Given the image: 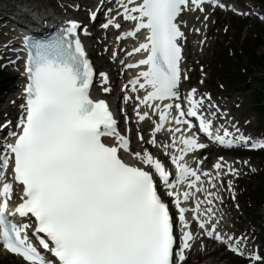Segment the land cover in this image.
Wrapping results in <instances>:
<instances>
[{"label":"snow or ice","instance_id":"snow-or-ice-1","mask_svg":"<svg viewBox=\"0 0 264 264\" xmlns=\"http://www.w3.org/2000/svg\"><path fill=\"white\" fill-rule=\"evenodd\" d=\"M206 3L228 7L221 0H121L118 4L116 15L133 26L116 39L144 34L143 41L127 53L143 55L126 65L139 71L124 86L125 91L143 90L135 97V115L138 121H152L151 136L138 132L135 149L108 101L91 95L97 73L78 34L81 23L70 19L49 37H23L28 51L23 115L15 129L0 137V246L25 264H184L196 237L207 236L247 255L251 262L264 260L257 253H245L239 241L246 237L217 230L212 205L220 196L208 191L205 181L216 188L221 177L240 172L223 157L213 164L214 173L200 167L203 161L195 153L207 144L192 131L194 120L199 122L196 132L226 147L264 148V140L249 144L248 137L232 136L227 129L221 135L202 113L205 94L198 99L193 87L181 96V81L188 78L181 69V41L186 39L181 24H187L182 13H205ZM90 16L95 19L96 12ZM110 26L122 27L115 16L102 25ZM98 75L107 85V73ZM102 91L110 93L111 88ZM153 115L158 119L152 120ZM125 118L131 119L127 113ZM165 125L172 143L160 147L170 155L174 173L143 146H157V133ZM3 128H8L7 122L0 124ZM170 147L176 151L169 153ZM189 153L195 167L185 162ZM227 185L231 191L232 180ZM200 192L205 193L203 200L196 195ZM202 204L207 207L202 209Z\"/></svg>","mask_w":264,"mask_h":264},{"label":"rangeland","instance_id":"rangeland-1","mask_svg":"<svg viewBox=\"0 0 264 264\" xmlns=\"http://www.w3.org/2000/svg\"><path fill=\"white\" fill-rule=\"evenodd\" d=\"M231 23V22H230ZM248 30L246 33L242 32L241 34H238V29H235V33L234 35L235 38L233 39V42H231L230 45H228V47H226L227 41L226 43L221 44L219 41H217V44L214 46L213 49V55H212V59L213 61L216 63H223V64H227L228 61H231V63H233L234 65L240 64L239 67H235L234 71L238 74V73H242L241 70L247 67V63H248V59L246 57V55H241L240 57H235L233 55L229 54V49H239L241 43H246L247 41H249V43L246 45V49L248 48V46L253 42L255 36H257V38L263 42L262 47L259 48V54L263 52L264 50V30L256 25H253L252 27L247 26ZM230 33L234 31L233 30H229ZM229 35V32H228ZM245 38V40L242 42V39ZM93 42V40H92ZM232 56V57H230ZM98 62L102 61L101 58L97 57L96 58ZM229 65V64H228ZM230 68L229 66H227V69ZM226 70V69H225ZM4 72L6 73L7 79L6 81L3 80L2 82H0V88H5L6 89V93L2 95H0V99H2L3 97L7 98L6 101H4V107L6 106L7 108H3V110L1 111V115L7 113L11 107L8 105V99H10V97H12L13 95H11L9 88L13 86V83L16 81H12V77L16 78L15 76V72H17V70L13 67H9L7 68V70L5 69ZM255 72V71H254ZM220 74H222V71H220ZM258 73H254L253 77H258ZM252 78L251 80H248L246 83H244V86L242 88V86L239 88L240 89V93L243 94L245 100H244V110L245 111H255L258 112L255 108V103H254V96H253V92H251L253 89L258 88V83L257 81ZM234 84V86L237 84V80H231L228 81V86L229 88H231V85ZM239 85L236 86V88H238ZM257 161V160H255ZM258 179V178H257ZM257 179H253V181L250 182V184H256ZM261 215L260 212V207L259 206H253L251 209L247 210V219L252 218L254 220H259L260 222H262V220L259 218ZM218 257V256H217ZM1 261V260H0ZM3 264H19L16 260L5 257L3 258Z\"/></svg>","mask_w":264,"mask_h":264},{"label":"bare ground","instance_id":"bare-ground-1","mask_svg":"<svg viewBox=\"0 0 264 264\" xmlns=\"http://www.w3.org/2000/svg\"><path fill=\"white\" fill-rule=\"evenodd\" d=\"M9 1H13L16 4H19V1L22 2V3H30L29 6H32V10L33 11L37 10V11L42 12V13H43V11L41 10V7L43 5L50 6V5L53 4L54 11H56L57 13H60L61 15H64L66 12H70L71 11L70 8L72 6V4L70 3L72 0H68V2H65V3H61V2H58V1H52V0H44V2H40V1L37 2L36 0H9ZM83 3L86 4V5H90L91 3H97V2L93 1V0H83ZM20 6L21 7H25L23 4H20ZM46 12L48 13L49 11L46 10ZM92 26H93V24H92ZM93 35L95 36V34H93ZM86 44H87V46L89 48L93 47V45H91L87 41H86ZM15 74L18 75L19 73L17 72ZM103 87L104 86H100L99 84H97L96 87L94 88V92H96L98 94L104 93L102 91ZM11 89L14 90V88H11ZM113 102H114V99H113ZM130 162H131V160H130Z\"/></svg>","mask_w":264,"mask_h":264},{"label":"trees","instance_id":"trees-1","mask_svg":"<svg viewBox=\"0 0 264 264\" xmlns=\"http://www.w3.org/2000/svg\"><path fill=\"white\" fill-rule=\"evenodd\" d=\"M263 58H264V55H263ZM1 80L2 78H0V82ZM261 86L264 88L262 84ZM254 101L256 104H259L260 107L264 106V94H262L260 91H254ZM259 195L264 197V190Z\"/></svg>","mask_w":264,"mask_h":264}]
</instances>
